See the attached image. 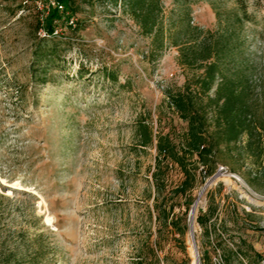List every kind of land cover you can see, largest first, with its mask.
Here are the masks:
<instances>
[{"label":"rangeland","instance_id":"1","mask_svg":"<svg viewBox=\"0 0 264 264\" xmlns=\"http://www.w3.org/2000/svg\"><path fill=\"white\" fill-rule=\"evenodd\" d=\"M50 1L0 0V264H194L195 205L199 264H264V182L255 191L246 181L264 160L224 149L209 177L191 160L195 177L184 192L183 175L167 162L158 193L157 151L138 143L139 121L153 139L182 141L186 123L167 93L199 71L181 66L168 42L155 48L107 1L79 0L75 25L58 20L49 35L42 23ZM161 1L164 28L187 3L192 26L217 33L218 12L235 29L252 101L264 109V0ZM41 40L58 55L46 73L33 64ZM208 211L210 238L196 221Z\"/></svg>","mask_w":264,"mask_h":264},{"label":"trees","instance_id":"2","mask_svg":"<svg viewBox=\"0 0 264 264\" xmlns=\"http://www.w3.org/2000/svg\"><path fill=\"white\" fill-rule=\"evenodd\" d=\"M55 1L64 6V11L60 13L51 6L45 8L42 26L49 35L53 34L56 21L68 20L78 12L79 7V0ZM102 1L110 2L115 7L122 6L142 34L151 37L155 48L161 49L168 42L177 47L181 66L199 71V74L185 81L181 90L167 93L169 107L186 123L184 138L178 145L168 135H159L153 139L152 130L142 121L137 123L139 145L154 146L157 151L152 174L156 191L159 193L160 174L167 168V162L176 165L184 177L181 192L190 187V181H194L196 168H190L191 160L206 168V177L215 172L216 156L224 149L228 155H232L235 150L240 157L246 152L252 163L260 165L264 160V109L260 110L252 101L250 73L242 67L244 62L235 29L230 28L227 23L224 25L218 12L217 33L192 26L187 3L182 4L178 17L170 20L164 28L160 20L163 8L161 0ZM238 7L244 15V5L239 3ZM236 19L241 20L238 17ZM33 56V64H37L35 71L43 73L50 70L58 58L56 46L49 45L47 40H41L35 47ZM103 73L112 83H117L115 73L106 69ZM242 140L245 141L241 149H238L237 145ZM261 168L264 169V166ZM262 173L264 171L255 173L251 179L246 180L255 191H260L264 182ZM155 209L159 217L156 204ZM210 215H213V211L201 214L196 219L207 238L216 232L214 227L207 224ZM170 223H173L172 220ZM179 232L181 235L185 233L184 229ZM225 252L228 257L236 256L231 249L227 248ZM256 255L260 257L259 254ZM249 263L259 264L257 261ZM135 264L142 263L137 260Z\"/></svg>","mask_w":264,"mask_h":264},{"label":"bare ground","instance_id":"3","mask_svg":"<svg viewBox=\"0 0 264 264\" xmlns=\"http://www.w3.org/2000/svg\"><path fill=\"white\" fill-rule=\"evenodd\" d=\"M13 187L15 188H21L18 183H13ZM196 209V205L193 207V209L191 210L190 212V217H189V236H190V251H191V254L193 256V263L194 264H199V260H200V254H199V250H198V247L196 245V242H195V239H194V230H193V225H194V222H193V216H194V211ZM46 221L47 222H50V218L49 217H46Z\"/></svg>","mask_w":264,"mask_h":264},{"label":"built area","instance_id":"4","mask_svg":"<svg viewBox=\"0 0 264 264\" xmlns=\"http://www.w3.org/2000/svg\"><path fill=\"white\" fill-rule=\"evenodd\" d=\"M49 6H51V7H54V8H57L58 10H59V12L60 13H62L63 11H64V6L62 5V4H60V3H58L57 1H55V0H51L50 1V3H49ZM49 6H47V7H49ZM46 7V8H47ZM68 20H69V25H72V26H74L75 24H74V20H73V18H68ZM54 32H56L57 33V30H54ZM53 32V33H54ZM234 177V176H233Z\"/></svg>","mask_w":264,"mask_h":264}]
</instances>
